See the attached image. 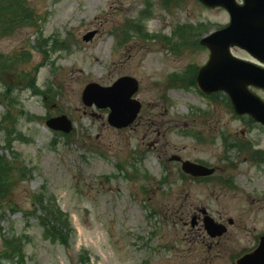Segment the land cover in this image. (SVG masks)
I'll use <instances>...</instances> for the list:
<instances>
[{
    "label": "rangeland",
    "instance_id": "rangeland-1",
    "mask_svg": "<svg viewBox=\"0 0 264 264\" xmlns=\"http://www.w3.org/2000/svg\"><path fill=\"white\" fill-rule=\"evenodd\" d=\"M23 2L34 19L11 17L12 32L0 38L3 64L11 67L0 73V156L11 168L0 199V264L8 262L5 240L14 237L23 264H145L147 255L160 257L151 251L159 238L149 232L164 230L162 220L146 217L154 210L170 206L186 215L213 204L235 218L248 195L263 205L253 208L249 228L264 231V127L238 116L226 94L189 86L210 59L200 40L229 25L226 9L198 0ZM232 52L253 58L239 47ZM128 75L141 83L144 107L133 125L118 130L106 111L84 105L82 94L90 83L107 86ZM251 89L264 100V89ZM63 114L74 122L64 135L47 126ZM175 155L219 170L209 182L195 181L170 160ZM220 176L232 180L220 184ZM179 203L185 209L178 212ZM43 206L56 211L51 226L63 234L47 236ZM172 220L165 231L182 229ZM237 239L242 248L247 238ZM198 241L195 248L185 243L180 259L162 250L166 262L156 264H232L228 256L208 263Z\"/></svg>",
    "mask_w": 264,
    "mask_h": 264
},
{
    "label": "water",
    "instance_id": "water-1",
    "mask_svg": "<svg viewBox=\"0 0 264 264\" xmlns=\"http://www.w3.org/2000/svg\"><path fill=\"white\" fill-rule=\"evenodd\" d=\"M199 1L211 8H226L231 16L230 25L215 30L201 40V45L209 47L211 54L208 63L197 75L200 90L205 94L225 91L237 114L248 113L264 124V101L249 90L251 85L264 88V66L238 58L231 51L232 47L240 46L264 63V0H243L244 4L237 0ZM94 35L95 32L88 34L85 40L92 39ZM139 89L138 80L128 75L119 78L112 86L90 83L82 97L88 106L95 105L102 109L110 107L109 122L120 129L131 126L141 111V103L134 98ZM47 124L52 129L68 133L73 129V123L67 115L52 117ZM173 160L182 159L176 156ZM182 170L195 178L211 176L216 172L213 167L191 160L183 161ZM207 221L211 224V219L207 218ZM207 227L209 231L213 228L209 223ZM263 252L264 242L256 253L239 260V264H264V258L259 256Z\"/></svg>",
    "mask_w": 264,
    "mask_h": 264
},
{
    "label": "flooded vegetation",
    "instance_id": "flooded-vegetation-1",
    "mask_svg": "<svg viewBox=\"0 0 264 264\" xmlns=\"http://www.w3.org/2000/svg\"><path fill=\"white\" fill-rule=\"evenodd\" d=\"M250 60L259 64V62L255 58H252ZM234 145L235 144H231V146L235 147ZM231 180L232 179L221 177L219 178V183L226 185L227 182H230ZM255 199L256 201H260L254 196H245L243 202L244 204H247V206L243 210V216L235 218L230 215L229 210H227L226 208H224V211L218 209L214 210L213 204L201 205V207H195V209H193V207H190V211L186 215H178V213L175 214L172 207L168 206V208H165L164 206H162V209L159 208L157 211L154 210L151 215V219H155V217L161 219L162 221H158V227L164 228V230L162 231L157 230L156 232H149L150 237H153L152 240L159 238L158 243H156L154 249H151V251L154 250L156 255L160 254V257L158 259L163 260V262L165 260L163 259L161 253L162 250L166 252L168 251V255L170 254L169 260H171V258L180 259L184 255L185 243L189 244V247L195 248L196 244H200L198 240L202 239V243L206 246L210 254V259H206L208 263L223 260V257L228 256L224 260L229 258L232 264H237L238 259L248 258V255H253L254 253H256L261 247L262 242H264L263 230L257 231V225H255L253 228H249V222L252 221L254 215L257 213L253 210V208L258 207L257 210L260 211L263 207V205L261 204L257 206ZM217 200L219 199L217 198ZM178 207V209H174L179 212L180 208L185 209V204L179 203ZM202 210L205 211L207 217H210L212 224H215L212 233L207 230L206 223L208 224L210 223V221H205L204 213L201 212ZM146 217L150 219V217ZM194 217H196V221L192 226L191 219L193 221ZM172 219H177L175 221L182 223V229H169L168 231H165L166 223L168 224L170 221H173ZM187 225L191 226L189 230H186L188 228L184 227ZM216 225L218 226V229L216 228ZM195 231L197 232V234H195ZM235 232L237 235L241 236V234H243V237L247 238L245 240L246 243L242 245V248H240L237 244L238 239L237 235L235 236ZM208 233H210L211 235ZM164 238L166 239V241L164 240L162 242L161 240ZM149 243L150 239L147 238L146 249ZM159 244H161L162 246L159 247ZM226 248L227 254L224 255ZM259 256L261 257V259H263L264 252ZM153 259L154 258L151 255H147L145 264H156L158 259L154 261Z\"/></svg>",
    "mask_w": 264,
    "mask_h": 264
},
{
    "label": "trees",
    "instance_id": "trees-1",
    "mask_svg": "<svg viewBox=\"0 0 264 264\" xmlns=\"http://www.w3.org/2000/svg\"><path fill=\"white\" fill-rule=\"evenodd\" d=\"M25 3L23 0H0V38L10 35L13 30V19H17L18 17L24 24L31 23L30 21L34 19V16L27 13V8L25 7ZM10 13V17L8 14ZM12 17V18H11ZM142 35H145L146 32L143 30H139ZM3 56L0 55V73H5L6 70L11 69V67H5L3 64ZM197 70L193 75V79L190 83V87H194L196 85L195 75ZM5 120L0 121V129L3 128ZM11 168L6 163L4 157L0 156V199L7 194L8 189L5 185L9 181ZM166 183V182H165ZM1 202V201H0ZM45 213V216L42 218V225L45 228H49L52 224L51 222L57 221V213L50 208L43 206L42 209ZM47 236H51L52 238L56 237L58 234H63L61 230L56 228L55 225L51 226L49 230H47ZM6 252H3V258L6 257L8 262H5L3 259L2 264H23L24 260H22V244L18 238L14 237L12 240H5Z\"/></svg>",
    "mask_w": 264,
    "mask_h": 264
}]
</instances>
